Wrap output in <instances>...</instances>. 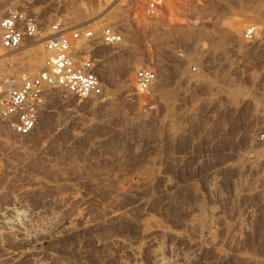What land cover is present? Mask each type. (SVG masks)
I'll use <instances>...</instances> for the list:
<instances>
[{"label": "rangeland", "instance_id": "obj_1", "mask_svg": "<svg viewBox=\"0 0 264 264\" xmlns=\"http://www.w3.org/2000/svg\"><path fill=\"white\" fill-rule=\"evenodd\" d=\"M32 1L45 32L57 18L95 26L109 12L100 25L125 41L96 48L104 97L54 93L30 136L0 118V209L21 197L22 211L53 203L81 221L41 241L59 251L55 264H155L170 243L167 254L189 264H264V176L243 132L264 77V0H161L152 16L142 0ZM252 23L260 31L246 43ZM188 43L209 71L190 90L177 56ZM141 66L159 72L145 93L134 83ZM14 238L0 237V264H30Z\"/></svg>", "mask_w": 264, "mask_h": 264}, {"label": "built area", "instance_id": "obj_2", "mask_svg": "<svg viewBox=\"0 0 264 264\" xmlns=\"http://www.w3.org/2000/svg\"><path fill=\"white\" fill-rule=\"evenodd\" d=\"M149 15L158 14L161 0H142ZM0 118L12 125L20 136L36 130L41 114L60 91L65 97L79 100L101 98L105 82L100 74L99 45L118 46L125 37L113 23L95 26L70 24L57 18L45 32L41 15L32 0H0ZM259 24L244 27L241 39L253 43ZM186 44L177 53L187 66L184 82L188 90L209 74L202 53ZM44 58V64L34 65ZM142 90L149 91L159 80V72L150 66L135 71ZM244 133L257 145L258 170L264 176V77L247 102Z\"/></svg>", "mask_w": 264, "mask_h": 264}, {"label": "bare ground", "instance_id": "obj_3", "mask_svg": "<svg viewBox=\"0 0 264 264\" xmlns=\"http://www.w3.org/2000/svg\"><path fill=\"white\" fill-rule=\"evenodd\" d=\"M100 13L102 14V12H100ZM100 13H98V15H96V16L98 17L99 15H101ZM108 13H106L105 15H102V17H100V18H97L98 20H96V21L94 20L95 21L94 23H96V24L98 22L101 23L100 20L103 19L106 15L108 16ZM96 16H94V17H96ZM100 23H98V24L100 25ZM235 25L237 26L238 24L235 23ZM235 25L233 24L232 26L236 30L238 26L236 27ZM237 39H238V37H237ZM43 59L44 58L42 57L40 59V61H38L37 63H34V65H40V64L42 65V64H44ZM134 80H135V77H134ZM134 83L136 84L135 87L138 89L137 91H139L140 93L147 92L146 90H142L138 86V84L136 83V80H135ZM56 197H55L56 199L53 202H56L57 201L59 203V200H62L61 199L62 196H59L58 195ZM15 200H16L15 202L12 201V202L5 203L2 206L3 208L0 209V237H2L3 235L6 234V235H10V236H13L15 238L20 239V240H18L19 241V244L16 246V249H14L15 250L14 253H16L17 255H19L20 257H23V259L25 258L24 261L27 260V261H29L30 264H55L54 257L56 258V256H55L56 255V252L59 253V251H56V252H54V251L46 252L45 250H43V247L44 246L42 247L41 241L43 239L47 238L48 236H50L53 231L55 232V230L56 231L57 230L59 231V229H60V231H61L62 229H68V230L69 229H74V228L76 229V226H75L76 223L78 222V224H79L81 221L80 222H79V220L78 221H75L74 218H73L74 216H72V218H70V216H68L69 218H67V216L65 214H62L61 213L62 211L60 212L59 209L57 208V206L55 207L53 203H51L50 206H48V204H47V207L48 208L46 207V209L40 210L38 212H33V211L31 212V210L28 211V212H25V211H22L23 207L21 209V206H23L22 203L25 202V198H21L20 197V198H17ZM74 214H76V213H74ZM75 217H77V216H75ZM78 227H79V225H78ZM163 232H165V231H162V233ZM61 233H62V231H61ZM57 234H59V233L57 232ZM55 235H56V233H55ZM50 237H52V236H50ZM213 242H211V243H213ZM165 245H166V243H165ZM170 245L171 246H168V248H165V249L164 248L162 249L160 247L161 249L159 248L158 250H155L154 251L153 255L151 254V256H153L152 258H153L155 264H162L161 261L163 262V264H189L190 263V261L188 259H184V260L182 259L183 261H179L180 259L176 258V257H179V256H176L175 257V255H173L172 253L171 254H167L169 252V250L170 251L172 250V249H169V248L173 247L172 246L173 244L170 243ZM131 251H134V248ZM136 251H138V250H136ZM7 253H10V252H7ZM38 253L39 254L41 253L40 256H36V254H38ZM132 253H133V255L136 258V252L134 251ZM11 254H13V253H11ZM218 254H219V252H218ZM8 255H7V258H8ZM10 258H11V256H10ZM0 261H1V259H0ZM124 261H125V259H124ZM129 261H130V259H129ZM134 262H135V260H134ZM134 262L133 263H130L129 262V263L130 264H136V262L135 263ZM26 263L28 264V262H26ZM125 264H128L127 261H125Z\"/></svg>", "mask_w": 264, "mask_h": 264}]
</instances>
